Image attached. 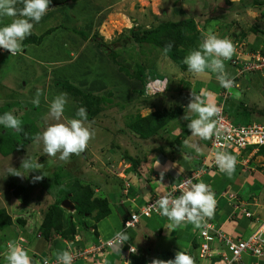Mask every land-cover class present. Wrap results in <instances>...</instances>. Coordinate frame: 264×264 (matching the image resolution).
Listing matches in <instances>:
<instances>
[{
  "label": "rangeland",
  "instance_id": "rangeland-1",
  "mask_svg": "<svg viewBox=\"0 0 264 264\" xmlns=\"http://www.w3.org/2000/svg\"><path fill=\"white\" fill-rule=\"evenodd\" d=\"M54 1L63 0H51V2ZM74 1L76 2L73 7L68 5V2L58 5V7H51L38 23L32 21L34 24L32 32L36 35H44L39 43H27L32 46L27 49V53L29 55L31 52L34 55L38 53V56H32V59L27 60L23 55V50L15 56H11L7 52H0V116L6 112H12L21 120L22 124L32 125L31 135L33 138L15 151L7 154L0 152V210H4L13 220L9 228L0 229L1 243L7 241L6 239L17 243L31 239V231L15 222L14 219L18 214L30 216L28 220L32 222V217L35 218L32 216L33 213L36 216L43 215L48 205L57 199H68L75 207L70 193L74 190L75 181L79 180L92 184L96 194L101 196H103V192L105 193L107 186L110 187L112 184L117 186L119 183L126 184L122 181L125 174H127V178H125L130 182V185L136 181L144 182L145 179V181H149L151 177L148 167L145 165V160H148L147 156L162 148L167 152L171 151L172 148L180 151L178 146L181 145V142L192 137L191 131L187 127L189 121L185 120L184 116L187 105L193 99L188 95L191 81L197 78L189 71L180 69L165 53L152 44L132 41L123 47L120 42H123L124 36H127L129 28L132 26L152 27L163 21L179 20L192 16L200 32L197 46L209 28H212L214 34L220 38L241 42L243 48L249 45V40L255 38L264 40V35L257 34L253 30L259 26L264 29V0L258 5H252V0H243L244 3L241 0H238L239 2H231V0L230 2L228 0ZM17 7H22V5H17ZM162 10L165 12L162 13ZM92 15L97 18L96 22L92 20ZM9 23H11V18L0 17V27ZM64 28L69 30L72 28L73 33H70L75 36L73 41L63 36ZM92 28L95 29L93 32L90 30ZM83 35L89 36V38L85 39ZM92 35L101 36L108 43L112 42L116 46L114 50L117 53L118 64L125 66L128 70L137 71L140 68L149 67L160 71L161 69L167 70L169 67V74L165 73L171 79L169 82L175 81L174 83L179 82L183 83V86L186 85L183 95L177 97L179 93L176 94L173 101L168 98V92L151 96L150 99L138 95L135 89L140 87V83L136 78L127 76L125 70L119 69L117 65L112 66L109 71L103 68L105 63L109 65L110 61L108 56L91 40L90 36ZM225 35L226 37H224ZM243 41H247V44L245 45ZM259 43L258 41L256 44ZM25 45L23 41L22 49L28 46ZM38 45H43L44 49L41 51ZM46 51L53 54L47 55L44 53ZM189 53L190 51L186 55ZM224 63L229 77H233L234 68L227 61ZM211 74L216 78V74L211 72L207 78H202L205 80V87L201 90L200 97L206 103L218 101L224 90V88L215 85L214 82L207 81L212 76ZM105 76H109L112 81L108 83ZM64 81L79 87L84 92L102 96L103 101H106L96 116L90 120L87 119L86 123L90 124L95 136L89 142L86 151L78 156L73 154L67 162L59 159V153L56 157H48L43 153L42 142L39 144L34 142L37 133H42L48 124L57 122L47 119L50 103L57 95L67 93L68 98L61 122L65 119L78 118L76 113L79 108L76 101L69 92L58 84ZM83 81L86 82V85L82 83ZM236 82L239 83L238 86L230 91L233 93L235 90L234 94L238 93L239 98L235 96L237 99L233 97L228 103V106H231L230 115L234 117L233 121L264 123V113H261L264 112V74L248 73L239 77ZM120 85L123 87L119 89ZM38 89H42L43 94L40 96L39 106H36L32 100L35 98ZM240 102H244L246 106L261 112L251 114L252 118L236 117L237 113L241 111L238 105ZM176 104L185 105V110L167 125L169 131H161L159 132L160 135L149 138H141L138 134L129 131L128 122L135 115L144 116L152 111L149 109L151 106H154V110L155 108L179 106ZM17 133L15 130L5 129L0 125V138L17 137ZM180 136L182 137L181 140ZM195 138L198 139V137ZM125 155L133 160L126 162L128 159ZM196 155L193 154L192 161L199 162L200 157ZM25 158L31 162L43 164V169L34 170L27 174V170L21 167ZM123 162H126L127 168H124ZM132 166L135 169H132ZM13 168L27 175L10 174L9 169ZM43 173L45 175L42 180L33 182L34 176ZM142 173L143 176L141 177L136 175H142ZM223 177L225 178L223 182L216 180V186H225L229 182L234 188V186L245 181L250 183L252 196L255 197L253 198L256 203L259 204L264 201L263 155L256 154L250 158L239 159L234 174L231 177L224 174ZM14 190L19 192L15 198L12 194ZM66 193H68L67 196ZM249 200L252 201V197ZM223 201L224 206H226V200ZM60 206L63 210L64 225L67 227L70 216L75 217L74 207L69 209L61 204ZM28 209L31 212H28ZM154 217L155 215L147 219ZM82 220L88 226L94 224L91 217H85ZM141 225L143 224L141 223L138 228H141ZM162 227L165 233L168 232L164 225ZM89 230L92 231V228ZM89 230L82 229L78 225V232L81 233L85 244L94 243ZM131 231L132 229H129L127 233ZM1 239L3 240L1 241ZM76 239L81 240L80 238ZM52 240L56 243L59 241L58 243L62 246L65 244L64 246L68 249V245L60 237H53ZM73 245L75 247V243ZM142 245V243H138L139 247ZM2 246L6 248L7 244L4 243ZM70 247L73 249L72 245ZM82 247L84 246L82 245ZM82 247L80 249H83ZM142 250L145 249L142 248ZM47 251L49 252V249ZM150 251L145 253L150 264L155 259H172L171 256L166 257L157 250ZM191 252L192 250L189 251V254ZM30 256L37 263L39 257ZM253 259H249L248 262ZM91 260L89 261L94 262L96 259L93 257ZM89 261L85 257L83 264H88Z\"/></svg>",
  "mask_w": 264,
  "mask_h": 264
},
{
  "label": "clouds",
  "instance_id": "clouds-1",
  "mask_svg": "<svg viewBox=\"0 0 264 264\" xmlns=\"http://www.w3.org/2000/svg\"><path fill=\"white\" fill-rule=\"evenodd\" d=\"M50 3L51 0H0V17L11 18V23L0 27V48L9 51L11 56L22 52V42L33 34L34 24L31 21L38 23L47 13ZM17 5H22V7H17ZM172 47V43L167 44L164 47V52L168 53ZM235 52L236 48L231 40L218 37L214 34L213 29L209 28L203 34L198 48L190 51L184 57L183 62L187 65L188 71L197 78H207L209 71L215 73L221 87L230 91L236 85L234 78L229 77L224 61L231 60ZM168 84L166 79L165 81L149 82L146 85L145 94L152 97L163 94ZM42 94V89H38L32 100L34 105L39 106ZM192 96L193 99L187 105L184 116V119L189 121L187 127L191 131V136L198 137L200 140H209L213 136L219 138L221 129L217 127L218 120L213 118L219 117L222 109L214 103H206L200 96H194L193 93ZM236 97L239 98L238 93ZM67 103V93H61L52 100L47 119L57 122L48 124L42 133H37L34 137L35 143L42 142L44 154L48 157H56L59 153V159L65 162L73 154L78 156L86 151L89 142L95 136L90 124L86 123L88 116L85 107L78 109L76 113L78 118L65 119L61 122ZM0 125L5 129L23 132L21 120L12 112H6L0 116ZM225 138L227 139V137ZM182 147L193 149L197 154L203 152L198 143L189 139L182 141ZM183 158L187 157L183 156ZM215 163L220 172L231 177L235 172L237 161L234 155L219 152L215 154ZM43 166L39 162H31L27 158L21 165L23 169L27 170V174L43 169ZM9 173L16 176L27 175L16 168L9 169ZM44 175L43 173L34 176L33 182L42 180ZM160 175L162 179L164 171ZM156 203L159 214L167 217L177 227L184 223H191L196 228H201L206 219L214 216L216 208L215 196L210 186L204 182L193 183L191 180H187L181 185V194L178 197L173 198L170 193H164ZM135 219L136 217L132 218V220ZM131 226V223L128 222L127 227ZM166 228L169 233L173 230L171 227ZM114 239L120 248L130 237L124 232H117ZM130 252L136 253V246H132ZM257 254L259 255V252ZM56 255L57 264H73V255L69 251L64 250ZM4 258L6 264H32L28 252L15 241L8 242ZM45 264H47L46 261ZM151 264H195V260L190 254L181 250L176 253L174 259H155Z\"/></svg>",
  "mask_w": 264,
  "mask_h": 264
},
{
  "label": "trees",
  "instance_id": "trees-1",
  "mask_svg": "<svg viewBox=\"0 0 264 264\" xmlns=\"http://www.w3.org/2000/svg\"><path fill=\"white\" fill-rule=\"evenodd\" d=\"M71 0H63V1H54L50 3L49 8L55 7L57 5L69 2ZM74 1V0H72ZM230 2V0H228ZM240 1V0H239ZM238 1V2H239ZM232 2V1H231ZM242 3H244L243 0H241ZM262 0H252V5H258L261 4ZM232 4V3H230ZM165 11L162 10V13ZM32 22V21H31ZM195 20L192 16L184 17L179 20H167L158 23L155 26L152 27H139V26H132L128 29L127 36H124L122 46L124 47L125 44L129 42H135V43H148L152 44L160 51L164 52V47L172 43L173 47L168 53H165L178 67L182 70L187 69V65L184 64L183 60L186 56L188 51H192L193 49H197V40L200 38V32L195 24ZM254 32L257 34L264 35V29H261L255 27L253 28ZM49 32V30H48ZM33 33V32H32ZM83 34V33H82ZM44 34L36 35L32 34L29 37H27L24 40V44L27 43H39L42 39ZM84 38H89L86 35H83ZM91 40L95 42L96 46L101 49L106 56H108L109 60L119 67L121 70H125L127 76L131 78H136L139 83L140 87L136 88V92L138 95H141L145 98H149L151 96H147L145 94V87L149 81L154 80L155 78H161L160 75L155 72L154 68H140L139 70H128L125 66H122L121 64H118V61L116 59L117 53L115 52L114 44L108 43L103 40L101 36L98 35H92L90 36ZM226 37V35L224 36ZM236 41V40H234ZM24 46V45H23ZM249 50L255 51L257 49H260L261 53L264 54V48H249ZM244 49V48H243ZM60 86L65 89L67 92H69L74 100L77 103L78 108L85 107L87 110V116L88 120L96 116L100 110H102V106L105 104L106 101H103V97L90 93V92H84L79 87L64 81L59 82ZM150 99V98H149ZM232 99V96L226 100L225 104V110L228 112L230 118L233 120V116L230 115V107L228 106L229 101ZM239 107L241 108V111H239L236 115V117L240 116V118H252L254 112H261L260 110H255L253 107H248L244 102H240ZM253 106V105H252ZM154 108V106H151ZM257 108V107H256ZM230 110V111H229ZM183 113V109L180 106H175L172 108H155L153 111L149 112L148 114L141 116V115H135L134 117L130 118V121L128 122V128L129 131L132 133H136L141 138H149L155 135H160L159 132L161 131H169L168 124L175 120L178 116H180ZM264 113V112H261ZM239 123V122H237ZM245 123H250V121H245ZM23 132H18L17 137L12 138H0V152L3 154L10 153L12 151H15L19 148H21L25 143L30 142L32 138V125L29 124H22ZM10 144V146H8ZM257 154H261L264 156V146H261ZM127 162L133 160L128 155H125ZM133 163V162H132ZM136 163V162H134ZM134 165V164H131ZM198 166V165H197ZM131 167V166H130ZM132 169L133 168L132 166ZM215 173H210L209 176H212L205 180V182H209V184L213 187V190L215 194L217 195L221 189H223L224 186L218 187L216 186L215 182L216 180H219V182L224 181L223 173L220 171H217ZM221 174V175H220ZM222 176V177H221ZM74 184V190L70 192L72 194V200L75 203L74 207V216H70L68 219V225L65 227L64 220H63V210L60 206L62 199H57L54 202L50 203L46 210L43 212V215L36 216L35 213L32 214L33 221L29 222L28 217H26L24 214H18L15 217V222L18 224L24 226V228L28 231H31V237H35L36 235L40 234L41 238L44 239L47 243L51 241L53 236L60 237L65 243H69L74 247L77 248V246H82L85 243L84 240H82L81 233L78 232V225L81 226V228H85L89 230L92 228L91 232V238L94 241V244H98V230L96 226V222L99 221L101 218L105 217L109 214L110 208H109V202L107 198L104 196L98 195L95 192V187L90 183L80 182L79 180L75 181ZM79 182V183H78ZM237 186H234V188ZM74 192V193H73ZM18 190L12 191V194L15 197L18 195ZM251 194H247L246 196L239 197L241 199L247 200L248 198L252 197ZM68 193H66V196ZM223 200L218 203V205L215 208L214 213H218L222 210L224 204ZM255 206V205H254ZM29 210V209H28ZM28 212H31L30 210ZM34 212V211H33ZM94 212V214H93ZM129 215V214H128ZM257 215V214H256ZM78 217V218H77ZM85 217H91L94 220V224L87 225L82 218ZM76 218V219H75ZM128 216L126 215L123 219V223L125 219H127ZM222 218H225V216H222ZM13 223L12 217L8 215L4 210H0V229L9 228V226ZM33 228V230H32ZM38 232V233H37ZM80 235L81 240H77L76 236ZM38 238V237H37ZM39 239V238H38ZM2 240V239H1ZM8 240V239H7ZM69 240V241H67ZM196 240L192 243V249L196 247ZM83 248V247H82ZM161 254L165 255L166 257H172V259L175 258L176 254H173L171 252H160ZM192 253V252H191ZM194 260H196L195 254H190ZM122 264V260L120 261ZM138 264H150L146 258L145 255L141 256L140 261Z\"/></svg>",
  "mask_w": 264,
  "mask_h": 264
},
{
  "label": "crops",
  "instance_id": "crops-1",
  "mask_svg": "<svg viewBox=\"0 0 264 264\" xmlns=\"http://www.w3.org/2000/svg\"><path fill=\"white\" fill-rule=\"evenodd\" d=\"M75 2L76 1L71 0L68 2V5L73 7V4ZM56 7H58V5ZM92 20L94 22H96L97 18H95L94 15H92ZM96 28H97V26L95 27V29ZM95 29L92 28L90 30H91V32H93V30H95ZM71 30H72V28H71ZM71 30H69L68 28H64L65 32H64L63 36H66V38L68 40L72 39V41H73L75 36H73V34L70 33V32L73 33V31H71ZM258 41L260 43L257 45L256 43ZM262 41L258 40V38H255L253 40H249V45L247 47H249V48L250 47L251 48L252 47L253 48L254 47L255 48H264V40H262ZM243 43H245V45H246L247 41L246 42L243 41ZM28 44H26L25 46H27ZM38 46H40L41 51L44 49L43 45L42 46L38 45ZM30 47H32V46L28 45L27 47H25V49H23V55H24V57H26L27 60H29V58L32 59V56H38V53H37V55H34L33 52H31L30 55L27 53V49ZM247 47H244V48L248 49ZM44 53H46L47 55L53 54V53H50L48 51H46ZM35 61H37V60H35ZM57 62H58V60H57ZM112 66H114V64L110 61V64L108 65L107 63H105V66L103 68L104 69L106 68L107 71H109V69H111ZM154 69H155V72H157L161 77V78H159V77L155 78L154 80L165 81V79H166L168 82H169V80L171 81V79L168 76L169 67L167 68V70L161 69L160 71L156 70V68H154ZM186 71H188V68L186 69ZM165 73H168V74L166 75ZM211 75L212 76H210L207 81L208 82H210V81L214 82L215 85L221 87L218 80L213 76V74H211ZM105 77H107L106 81H108V83L110 81H112V79L110 80L109 76H105ZM195 78H197V77H195ZM154 80L149 81V82H154ZM174 82L173 83L169 82L168 87L164 92V93L168 92V95H169L168 98H170V100H172V101L175 99L174 97L176 96V94L179 93L177 95V97H179L180 95H183L185 88H186V85L183 86V83H179V82L174 83ZM204 82H205V80H203L202 78H197V79L192 80L188 95H190V97H193L192 96V93H193L194 96L195 95L200 96L201 90L205 87ZM82 83L83 84L85 83V85H86L85 81H83ZM170 83H171V85H170ZM89 85H90V83H89ZM122 87L123 86L120 85L119 89ZM237 88H239V87H237ZM145 89H146V87H145ZM234 91L232 93V98L234 97V99H235L236 95L234 94ZM233 101H237V100H233ZM176 105H179L183 110H185V105H182V104H176ZM149 109H151L153 111V107H150ZM179 138H180V140L182 139L181 136ZM186 139H189L193 142L198 143L199 146L203 150L202 154H197L193 149L183 148L182 142H181V145L178 146L181 149L180 151H177L179 149L174 150V148H172L171 151H169V152L164 150V148L159 149V151H154V153H150L147 156L148 160H145V163H146L145 165L148 167V171H149V174L151 177L149 181H145L146 180L145 179L144 182L143 181H140V182L136 181L134 184L130 185V182H128L126 179L127 174H125L122 177V181L128 183L129 184L128 186H126L125 184L119 183V184H117V186L112 184V185H110V187H108V186L105 187V193L103 192V196L105 198H107V200L109 202L108 204H109L110 212L108 215H106L105 217L101 218L99 221L96 222V226H97V230H98V238L105 239V238L112 236L116 232H120L122 230V227H123L122 226L123 219L126 215L128 216L132 206L136 207V205H140V204L144 203L150 196H152L154 194L162 193L166 188L177 183L180 176L184 172L190 171L191 169L195 168V165H199L201 163V158L204 157V155L207 152L208 140L207 141L200 140L199 138L194 139V137H191V138L188 137ZM178 142H180V141H178ZM156 152H158V153H156ZM193 154H195V155L197 154L198 157H200L198 160L199 162H197L196 160L192 161V159L194 158ZM256 154L257 153H255L253 155H256ZM253 155L250 157H253ZM183 156L187 157V158H183ZM250 157H248V158H250ZM126 162H123L125 165L124 168L128 167V165L125 164ZM194 162H197V163L195 164ZM165 169H167V170L165 171ZM162 171H164V176L161 179L160 174ZM215 174H217V173H215ZM224 174L225 173H223V176H224ZM136 175L138 177H141V176H143V173H142V175H140V174H136ZM209 175L210 174L205 175L204 179L207 180L208 178L212 177ZM225 188L232 190L233 192H236L237 195H241V196H246L247 194H251V192H252L250 183H247L245 181L242 182L241 184H239L235 188H232L230 183L227 182V184L223 187V189H225ZM263 195H264V193H263ZM119 196H121V197H119ZM259 196H260V194H259ZM253 197L254 196H252V199H253L252 201L249 200L250 198L247 199V200H249L248 203L250 204V205H248V208L249 209L254 208L251 211H253L255 214H257L258 216L263 218L264 217V201L262 203H259L258 206H254L251 204L252 202H256V200L254 199L255 197L254 198ZM263 199H264V197H263ZM230 212H231V208L228 205H226L222 208V210L220 212L214 213L213 218L216 221V225H221L222 229H224L226 232L230 233L231 235H237V234L243 235V234H246L247 232H249L250 231L249 219L245 218L244 216L237 215V218L235 220L231 221L229 218H226V215H228ZM222 216H225L226 219L222 218ZM141 223L143 224V225H141L142 227L138 228ZM162 225H164L165 227H167L169 225L171 227H175L176 229L172 228L173 230L171 231V233H169V230L167 229L168 232L165 233ZM197 230H198V228H196L191 223H184L181 226L177 227L167 217L162 216L160 214L155 215V217L153 219L141 218L139 224L135 228H133L131 232L127 233V230L122 231V232L126 233L130 237V239L128 241L124 242L120 248L118 247V244H115L110 249H107L104 252V254H100V255L90 254V255H87L86 258H88V261L93 259V257H94V259H96V260H94V262H91L92 260L89 261L88 264L89 263L90 264H92V263L93 264H121L120 261L123 259L127 260L130 264H138L141 256L145 255V253L147 254L148 251L151 252L150 250H153V251L157 250L159 253L160 252H171L173 254H176L178 251L182 250V251H185L187 253V252L191 251L192 243L194 240H196ZM36 237L37 236L31 237L30 240H28V241L24 240L21 243L19 242L18 244L23 249H25L29 255H33L36 257L38 256L39 260L46 258V257L57 256L56 255L57 253L62 252L64 250L68 251V249H66V246H64L65 244L62 246L61 244L58 243L59 242L58 240H57L58 242L56 243V242H53V240H52L53 238H52L51 241L47 243L44 239L41 240L40 238L38 239ZM53 237L55 238L58 236H53ZM76 238L81 239V236L77 235ZM8 242H9V240L5 241L4 243L8 244ZM4 243L0 242V252H2L3 259L5 260L4 256H5V252L7 251V246H6V248H4V246H2V245H4ZM82 243H84V242H82ZM138 243H142L143 247L142 246L139 247ZM93 244L94 243L91 242V243H87L84 245L82 244V245L84 246L83 248H87ZM129 246H136L137 252L136 253H129V251H128ZM80 247H82V246H78L77 248H80ZM73 248H76V247H73ZM142 248L145 250H142ZM47 249H49V252L47 251ZM31 260H32V258H31ZM38 261H37V263H38ZM95 261H96V263H95ZM252 262H254V264H264V258H262V259L254 258L252 260ZM37 263H36V261L32 260V264H37ZM83 263H84V258L79 259L78 261H76L75 264H83Z\"/></svg>",
  "mask_w": 264,
  "mask_h": 264
},
{
  "label": "built area",
  "instance_id": "built-area-1",
  "mask_svg": "<svg viewBox=\"0 0 264 264\" xmlns=\"http://www.w3.org/2000/svg\"><path fill=\"white\" fill-rule=\"evenodd\" d=\"M123 1V0H121ZM238 1V0H231ZM236 48V52L231 60L227 61L235 70L233 77L235 85L238 86L236 80L248 73H261L264 74V54L260 49L255 51L244 48L243 44L238 41L231 40ZM1 53H9V51L0 48ZM234 86V87H236ZM233 87V88H234ZM232 96L231 91L224 88L222 95L219 96L218 101L213 102L216 106L222 109L219 117L213 119L218 120L217 127L221 129V136L217 138L213 136L208 140L207 152L204 155L201 163L188 172H184L177 183L166 188L162 193L150 196L144 203L131 207L128 218L125 219L122 231L135 228L141 218H151L158 215V205L156 201L164 193H170L173 198L181 194V185L191 180L193 183L204 182L209 185L214 193L216 206L220 201L226 200L227 205L231 208V212L226 215L231 221L237 218V215L244 216L249 219L250 231L246 234L231 235L222 229L221 225H216L215 219L208 218L204 222V226L198 228L196 232V247L192 250L191 254H195V264H254L249 259L264 258V217L256 215L248 208L249 200L241 199L236 192L229 189H221L216 195L213 187L209 182H205V175L216 173L220 171L215 163V154L219 152H226L234 155L236 161L239 159L248 158L257 153L261 146H264V123L250 122V123H237L233 121L228 112L225 110L226 100ZM227 137V139L225 138ZM126 186L129 184L126 183ZM252 205L258 206L256 202ZM136 217L135 220H132ZM225 218V219H226ZM131 223V227H127V223ZM117 233V232H116ZM115 233V234H116ZM115 234L102 239L99 238L98 244H93L87 248H71L68 244V251L73 255V264L79 259L85 258L90 254H104L107 249L117 244L114 239ZM38 238L42 239L40 234ZM128 251L130 252V248ZM259 252V255L257 254ZM189 254V252H187ZM57 264V256L46 257L38 261L37 264ZM0 264H6L3 259V254L0 252ZM122 264H130L127 260L123 259Z\"/></svg>",
  "mask_w": 264,
  "mask_h": 264
},
{
  "label": "water",
  "instance_id": "water-1",
  "mask_svg": "<svg viewBox=\"0 0 264 264\" xmlns=\"http://www.w3.org/2000/svg\"><path fill=\"white\" fill-rule=\"evenodd\" d=\"M61 205L66 207V208H69V209H73V207H74V204L71 203L68 199H63L61 202ZM93 214H94V212H93Z\"/></svg>",
  "mask_w": 264,
  "mask_h": 264
}]
</instances>
